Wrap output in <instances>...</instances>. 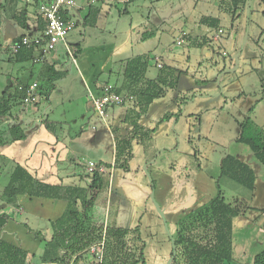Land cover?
I'll list each match as a JSON object with an SVG mask.
<instances>
[{"label": "rangeland", "instance_id": "obj_1", "mask_svg": "<svg viewBox=\"0 0 264 264\" xmlns=\"http://www.w3.org/2000/svg\"><path fill=\"white\" fill-rule=\"evenodd\" d=\"M192 1L194 0H187L186 6L179 9H177L178 5L174 4L176 0H130L127 3L119 0H102L93 3L102 8L101 12L103 15L98 26H83L81 22L68 34V44L79 42L81 52L77 56L70 53L68 55L64 45L58 43L55 50L48 55L50 58L47 57L48 59L60 62L59 68L68 70L70 75L75 77V81L72 80L75 85L74 97L64 100V95L60 89L61 86L57 88H55V86L52 87L47 79L41 78L39 80L40 84L38 85L41 88V93L38 94V102L34 104L23 102V104H19L15 107L16 112L20 115V119L26 121L30 128L33 123L32 129H34L39 122H43L45 127L51 126L58 131L61 130V124L63 126L67 124L70 126L71 133L74 134L79 130V127L84 125L88 126L89 117H80V115L83 114L82 111H84L86 115L91 116L92 122L97 123V127H102L100 124L102 122L98 119V116L93 113L91 109V112L88 110L89 104L84 92L86 90L83 84V78L87 80L90 87L97 81L99 83L109 82L115 85L124 78L122 75L123 65L120 60L128 56V54H134L139 50H147V52L150 51L152 55L151 59H149L147 69L145 70L146 79H156L162 74L170 76L172 81L176 82L179 78L183 77V79L186 78L188 81L193 82L194 85H197L198 89L195 91V94L197 93L202 96V92H206L209 88L213 90L209 91V94L219 92V94H216L213 98L217 99V103H223L222 106L225 104L223 112H219L218 116L216 115L210 119L209 115H207V117L204 118L196 117L199 118L197 121L195 119L191 121V124L194 123V126L191 125V134L194 135L195 140L201 136L198 133L199 131L196 130L199 127H202L203 131L207 133V137H202L203 141H200L199 145L206 148L202 156L204 157L203 164H206L205 168L209 170V173L213 174L215 178L218 177L221 157L226 154L235 156L242 155L247 157L250 163H253L249 148L235 140L238 131L236 120L242 119L247 115L249 105L259 98L260 101L250 112L249 127L246 129V132L251 133L252 127L264 123V99H260L263 94L261 78L264 77V11H262L264 10V4L262 10L259 12L255 0H251L249 14L247 15L248 0L246 1L245 23L250 31V40L254 39V43L251 45L249 40L247 45H244L239 55L238 68L233 72L225 73L218 83L217 78L220 71L230 67L229 63L231 58L235 61L236 53L232 55L231 51H233V47L231 44L227 45L225 39L228 37V31L231 29V15L227 11L228 7L226 1H224L223 4L218 2V7H216V9H220V12L225 15V18H222L220 21V24L225 30L224 35H222L224 37H220L218 40L212 39L211 36H209V38H198L190 31L192 27L191 23H193L194 28L197 30L199 29L198 27L202 29L204 24L200 22L199 14L197 12L195 13L192 7ZM16 3L19 7L30 5L26 4L25 0H19ZM76 4V7L82 5V0H76ZM125 8H127V11H124ZM11 9L9 11L8 9L7 11L3 9L1 11V17L8 18L7 13L12 15L14 10ZM103 9H105V12ZM80 10L82 14H84L87 8L86 11ZM164 12L166 13L167 20L164 23L165 25H162L159 29L161 33L159 39H157L158 41L148 38L144 43L143 41L140 42L143 44L139 50L132 47L129 50H124L123 53H114V45L119 46L123 44L124 41L128 40L130 36L128 30L131 26L133 27L137 24H141L146 21L147 18H150L151 21L156 24V18L163 17L162 13ZM2 18H0V26L6 20ZM235 18L236 16L234 19ZM238 18H244V9L239 11ZM8 19L11 20L10 17ZM12 21L15 22V30L17 32L25 31L24 29L22 30L21 27H18V23L15 19L11 20V23H13ZM180 30L186 31L188 37L183 44L176 43ZM79 31L81 33H79ZM199 31H197L196 34H198ZM254 31L256 35H253ZM7 44H9V41H4L0 33V45L4 47ZM240 46L237 51L240 49ZM70 51H72L71 48ZM253 52H255L254 54L256 55L258 54V58L261 59V61L257 62L254 57L252 58L250 54ZM154 55L162 56L164 61L160 60L163 62V67H157V60L153 57ZM9 56L10 52L5 50L0 51V94L3 92L6 85L9 86V91L13 89L17 78H22L23 80L27 79L31 67L38 69L41 64H43H31L32 61L14 62L9 60ZM125 59H123V61ZM110 69H112V72H110ZM189 72L193 77L187 74ZM80 74H83V78ZM204 77H207V79L204 81L201 80ZM220 87L222 88L221 91ZM52 90V98L48 101ZM170 96L174 98L177 97V94L174 93ZM121 107L125 108V112L128 111L131 117L133 111L131 110L132 104L130 103L113 107V116L115 117L116 114H119L122 109ZM158 108L160 109V107ZM171 108L172 107H170L169 110ZM111 111L112 109H110V112ZM179 111L185 112L182 104L180 105ZM179 111L173 115L176 123L173 131H177L182 146L184 137L179 128L183 120ZM161 114L162 113L159 115L162 118L164 114ZM161 118L155 123V127L161 123ZM38 120L40 121L38 122ZM29 121H32V123L30 124ZM130 133L131 131H129L127 135L120 134L119 137L120 139L127 138ZM197 134L199 135L197 136ZM143 141H145V144L149 147L154 144L153 137L148 140L144 139ZM24 150H26V148ZM78 154V160L82 163H87L90 158L95 161H100L103 158L108 159V157H110V153L106 151L105 146L102 144H100L99 147L98 145L95 147L89 144L87 148L79 149ZM166 154V149L160 150L158 148L154 152L152 160L156 167L169 172V164L172 160L166 158L164 163H160V159H163ZM177 154L179 155L178 152ZM180 157L181 156H178L179 159ZM78 167L80 169L81 166L78 165ZM256 169L260 171L259 168L256 167ZM25 170L30 173L28 169ZM135 173L142 175V171H140L139 167H137ZM9 177V171L3 167L0 168V194L7 184ZM259 178L264 180V171L259 173ZM219 186L223 190L226 201H233L237 197H250V192L246 188L228 177H221ZM147 191H150V188L147 189ZM208 192L210 196L216 193L215 183L210 184ZM89 196H91V193H89ZM4 199L5 198L0 196V213L5 212L9 215V219L1 230V236L26 250L28 254L26 264L29 262H32V264H47L39 261V255L44 246V240L42 241V239L48 237L47 232L49 230L53 231L52 228L50 227L48 230L43 228L42 226H45V223L41 220H38V224H34V219H31L32 214L29 215L27 211L22 213L21 209H17L18 206H7V201L4 202ZM97 200H101L103 206L101 207L102 214L103 208L106 206V220L109 216V221L111 222L115 216L114 205L117 204V202L111 198L106 202V197L103 196V193L102 197L101 193L98 194ZM252 204L257 208L249 210L251 212L246 213V216L252 218L253 222L249 223V225L244 223L238 225L233 232L234 254L240 264H249L254 253L264 248V191H259V197H253ZM149 206L150 211H152V221L151 219H147L145 214L141 216L140 229L138 231L140 238H137L136 234L131 235L127 241L129 245L132 246L128 247L131 250L136 247L135 254L137 255L142 252L144 263L140 262V264H165L170 256L172 243L164 224L162 225L160 221L161 217L152 201ZM255 215L256 217H254ZM167 219L170 221L169 223H171L170 227L172 232H174L177 218L169 217ZM102 224L104 225V223ZM36 229H40L42 233H37V236H35L34 233ZM86 252L89 251L86 250L84 253ZM173 264H186L185 257L178 253L177 259Z\"/></svg>", "mask_w": 264, "mask_h": 264}, {"label": "crops", "instance_id": "obj_2", "mask_svg": "<svg viewBox=\"0 0 264 264\" xmlns=\"http://www.w3.org/2000/svg\"><path fill=\"white\" fill-rule=\"evenodd\" d=\"M186 2L187 0H176L174 4L178 5L177 9H179L183 6H186ZM192 2H193L192 7L195 10V13L197 12L199 14V19L203 16L217 17L219 21H221L222 18H225V15L220 12V9L218 10L216 9V7H218L219 0H194ZM5 3L6 0H0V6L5 5ZM32 3L33 0H26V4H30L27 5V9L29 11L30 9L32 10ZM255 3L257 10H259L260 12L263 8L264 0H255ZM94 6L96 5L94 4L93 6L86 5V0L85 2L84 0H82V5H79L76 8H66L64 12L65 18L69 19L74 24L73 28H75L81 22L83 26H85L84 17L88 12L89 7H94ZM16 8L20 9L22 8V6L19 7L18 4H16ZM80 9L85 10L86 12L82 14V11ZM101 9L102 8L100 7V12L95 23L96 26H98V23L102 19L103 13L101 12ZM103 10L105 12V9ZM124 11H127V8H125ZM36 14L31 13V11L27 13V18L25 21L26 27L24 28L25 31L22 32H17L15 30L16 27L15 22L12 21L13 23H11V20L13 19L10 20L8 18H2L0 16V18L6 19L4 23L1 24L0 26V33L3 36V40L10 42L15 36L19 34L35 35L41 32L40 30L37 29L38 24L36 21L37 18ZM162 16L163 17H160L161 19L158 17L156 18V24L153 23L150 18H147V20L144 21L143 23L137 24L136 26L133 27L131 26L130 29L128 30V32L130 33L128 40L124 41V43L119 46L114 45V53L115 54L123 53L124 50H129L132 47L139 50L141 45L145 41H147L146 39L148 38L155 40L159 39L161 33L159 29L162 25H165L164 23L167 20V16L165 12L162 13ZM199 19H198V23H199ZM15 20L17 22V18H15ZM231 21H232L231 24L232 27L228 31L229 32V34L227 35L228 37L225 36L227 37L225 39L227 45L231 44V46L233 47L232 49L233 51L231 52L232 55H235L246 32H247V39L244 45H247V43L250 40V31L247 28V24L245 23V7H244V18L239 19L237 12L236 18L235 19L231 18ZM191 25H192V27L190 28V31H192L191 33H193L194 36L198 38L199 37L209 38V36H211L212 39L218 40L220 37H224L222 35H224L225 30L220 23L215 28L206 25H203L202 29H200L201 27H198L200 31L199 29L197 30L194 28L193 23H191ZM18 27H20L19 24ZM218 29H222V32L219 33ZM182 31L180 30L178 32V35H180ZM197 31H199L198 34H196ZM144 32H151L152 34L150 37L143 40L142 34ZM79 33L81 32L79 31ZM253 35H256L255 31ZM67 41H68V35H67ZM141 41H143V43H140ZM76 43L79 42L69 43V45L71 46L72 44H76ZM253 43H254V39H251L250 44L253 45ZM148 53L151 54L150 51L147 52V50L146 51L139 50L134 54L131 55L128 54V56L123 57L120 61L122 62L123 59L125 58L129 59L137 55H145ZM254 53L255 52L250 54L252 58L254 57L255 61L257 62L261 61V59L258 58V54L256 55ZM48 55L49 54H47V56L43 61L38 62L39 64L43 63L41 64V66L45 64L46 65L51 64L53 62H58L57 60L48 59L50 58V56L48 57ZM153 57H155V59H157V61L161 62L163 65V62L161 60L164 61V59L162 58V56L154 55ZM233 64H234V59L231 58L229 66L231 67ZM33 70L36 72L37 69H35L34 67L32 69L30 68L29 74L30 71ZM110 72H112V69H110ZM187 74L189 76H192L190 72ZM82 75L81 77L83 78ZM169 78L170 76L167 75L164 78L167 83H170ZM206 79L207 77H204L201 80L204 81ZM21 80L23 79L21 78ZM33 80H38V79H36V76H34L33 78L30 79L27 77V79H24L23 81H27V83H31ZM72 80L75 81V77L70 75V73L68 72V74L65 77L55 81V88L61 86L60 89L64 95V100L72 99L75 95V91H74L75 85ZM150 80H155V79H150ZM121 81L117 82V84H115L114 86L119 87L121 85ZM142 82L145 83V81ZM142 82H139L137 86L135 85L133 86L137 88L142 84ZM104 83H109V82L99 83L97 81L93 83L92 87H90L87 83V80L83 78V84L85 85V90L89 88L94 94H98L100 92V87ZM170 85L164 86L165 95L158 99H155L149 105L147 113L145 114L146 116L145 115L141 116L139 118L140 120H138V123L142 125L145 130L153 129L155 127V123L161 118L159 115L160 113L162 114H165L166 112L176 113L180 110V105L182 104L184 106V111H185V112L179 111L183 120L179 128L181 129L180 132L183 134L184 137L182 141V146H181L180 137L179 135H177V131H173V128L175 127L176 123H175V119L171 117L169 120L159 123L156 129L153 131L152 133V137L154 140L153 146L151 147L147 146L145 149L144 146L137 139L134 138L132 140L131 142L132 157L129 160V168L127 171L124 170L123 168L114 167L113 164L115 157V138L119 137L120 134L127 135L128 132L133 129V126L131 125L130 122L131 117L128 111L125 112V108L121 107L122 109L119 112V114H116L114 117L113 116L114 108L112 107V111L110 112V119L108 123L110 127L105 126L103 123H100L102 127H97V123L91 121V116L86 115L85 112L82 111L83 114L80 115L81 118H84L85 116L86 118L89 117L88 126L84 125L79 127V130L74 134L71 133L70 126H68L67 124H65L64 126L61 124L60 125L61 130L58 131L52 128L51 126L50 127L48 126V128L45 127L43 122H39L40 120H38L39 124L36 125L34 129H32L33 127L32 121H29L30 124L32 123L31 125L32 127L30 128V126L27 125L26 121L20 119V121L24 123L23 125L25 127V131L27 132V137L23 140L14 141L10 144L0 145V168L3 167L7 169L10 175L13 172L16 164H19L23 168L28 169L34 177L38 178L40 181L44 183L62 185V186L86 187L90 183L91 178L87 174L88 173V171L86 170L87 163H82L78 160L79 149L87 148L89 144L95 147L97 145L99 147L100 144H102L103 146H105L106 151L110 153V157H108V159L103 158L100 161H95L92 158H90V160L96 163L97 168L98 167L102 168V170L100 171H102L103 176L108 179V185L107 188L106 187L103 188L96 195H94L93 203L91 204L89 210L91 222L95 223L97 226H101V224L104 223V225L102 224V230H103L102 232H104L108 224L111 227H116V228L123 227L127 230H131L135 228L137 225H140L141 216H143L144 214L146 215L147 219H151L152 221L153 216L151 214L152 211H150V206H149L151 203V198L149 196V193L153 190L156 201L159 203L160 207L164 209V214L169 229L172 233L170 227L171 223H169L170 221H168L167 218L176 217L175 213L177 211L181 209H189L199 204L200 202H204L205 200L209 199V197H211L208 192L210 189V184L215 183V176L209 173V170L205 168L206 164L205 165L203 164L204 157L202 156V154L204 151H206L205 150L206 148H203L199 145L200 141H203L202 137L203 138L207 137V133L203 131L202 127H199L196 130L199 131L198 133L201 136L195 140L194 135L191 134L192 131L191 125L194 126V123L191 124V121L192 119H195L197 121L201 117L203 118L207 117V115H209V119L211 117H215L216 115L218 116L219 112H223V107H225V104L222 106L223 103L221 102L217 103V99L213 98L214 96H216V94H209V91H213L210 90V88L207 89L206 92H202L203 94L202 96L197 93L195 94V91L198 89L197 85H194L193 82L188 81L186 78L183 79V77H181L179 78L178 81H176L174 86H170ZM6 87L7 85L4 87V90L6 89ZM131 89H133V87ZM52 92L53 90L50 92L48 101H50L52 98L51 97ZM84 92H85V96L87 97V91ZM121 93L132 94L131 91L128 90L127 88L125 89V87ZM174 93L177 94V97L173 98V96L171 97L170 95L171 94L173 95ZM87 101L89 104L88 110L90 111L91 104L88 97H87ZM158 107H160V109ZM170 107L172 108L169 110ZM13 112L15 116H20L15 109H13ZM9 122L12 121L9 120ZM93 124L96 125L95 129L92 128ZM199 134H197V136ZM25 148L26 150H24ZM158 148L160 150L166 149L167 151L166 156L163 159H160L161 160L160 163H164L166 158H170V160H172L169 164V168H170L169 172L164 171L162 168L156 167L154 165V162L153 164L149 163V161L152 160L153 158L154 152ZM177 152L179 153V155L177 154ZM195 155L197 156L198 161L200 162V169L197 172L193 169V165L191 163V159L195 157ZM178 156H181L180 159L178 158ZM238 157H240L241 159H248L247 157L242 155H238ZM192 160H194V158ZM99 162L109 163L110 165H112V167L107 168L104 166V164H99ZM144 164H147L146 168L149 173L150 180L149 177L144 172L143 169ZM171 164L174 165L171 166ZM78 165L81 166L80 169ZM137 167H139L140 171H142V175L135 173ZM191 176L194 177L192 181H190V179L192 178ZM149 188L150 191H147V189ZM99 193H101V197L103 193V196L106 197V202L110 198L117 202V204L114 205L115 216L113 217L111 222L109 221L110 220L109 216L106 220V206L105 208H103V214L101 213L102 210L101 207L103 206L101 204V200H97V196ZM4 200H5L4 202L7 201L6 202L7 206L9 207L18 206L17 209L18 208L19 210L21 209L22 213L27 211L29 215L32 214L31 219H34V224H38L40 220L44 221L45 226L42 227L46 228V230H48L50 227L52 228L51 221H54L59 216H61L68 205V200L64 198H46V197L29 196V195H15L12 196L11 198H5ZM95 204H99V205H95ZM174 211L176 212L174 213ZM249 212L251 211H247L246 213ZM246 213L234 219L233 222L234 231L236 230L238 225H241L243 223L249 225V223L253 222V219L248 218L246 216ZM254 217H256V215ZM35 231H37L38 233H42L40 229H36ZM52 233L53 231L49 230L47 232L48 237H46V239H49ZM129 238L130 236L127 238V240ZM101 240L90 244L86 249L71 256L70 263L72 264L75 257H77L76 259L77 264H101L103 257L101 259V262H99L97 256L93 252H90V247L92 246H96L97 250L100 249L98 243L101 242ZM128 246H132V245H129V242L126 241L125 249L127 250L130 249ZM104 248H105V244L103 245V250ZM86 250H88L89 252L84 253ZM42 251L40 252L39 255V261Z\"/></svg>", "mask_w": 264, "mask_h": 264}, {"label": "trees", "instance_id": "obj_3", "mask_svg": "<svg viewBox=\"0 0 264 264\" xmlns=\"http://www.w3.org/2000/svg\"><path fill=\"white\" fill-rule=\"evenodd\" d=\"M18 1L6 0L5 5L0 6V16L3 9L5 11L8 9L9 11L12 8L14 12L12 15L7 13L8 18H17L18 24L24 29L26 27L27 13L30 11L27 9V5L17 9L16 2ZM44 1L47 0H33L31 10V13H37V29L40 31L44 29L45 20L38 13V9L41 2ZM224 1L227 3V11L232 19L246 5V0H219V3L223 4ZM6 6L8 7L5 8ZM99 12L100 7H89L84 17L85 26L87 24L95 25ZM200 22L212 28L217 27L220 23L217 17L211 16L201 17ZM151 34V32H144L142 39L150 37ZM23 35L25 34H19L13 39L17 42L21 41ZM70 48L73 51H70V53L74 56L81 52L79 43L72 44ZM1 50L10 52L8 58L14 62L32 61L37 54L33 47H21L18 51L13 52L7 45L4 47L0 45ZM149 59H151V54L148 53L122 61V75L124 78L119 87L114 86L119 93L125 87L134 95V102L131 107L133 114L130 119L133 129L127 138H115L113 166L123 168L126 171L129 168V160L132 157V140L134 138L137 139L146 149L148 145L143 140L152 138V133L156 129L155 127L154 129L145 130L138 123L139 118L146 114L149 105L155 99L165 95L164 86H169L170 84H173L170 86H174L176 83L171 78H169L170 83H167L164 79L166 75L162 74L155 80L145 79V70ZM59 66V62L42 65L36 72L34 70L30 71L28 78L36 76L38 80L41 78L47 79L53 87L55 86V81L68 74V70L61 69ZM142 81H145V83ZM139 82H142V84L136 88L135 86ZM261 83L263 94L260 99H264V77L261 78ZM28 85L27 81L17 78L13 89L9 91V86H7L0 95V145L10 144L27 137L24 125L20 121V117L14 115L13 109L17 105L23 104L25 97H27L26 89ZM132 87L133 89H131ZM36 92L38 94L41 93L40 86L37 87ZM259 101L258 98V100L252 102L248 107V114L242 119L236 120L238 133L235 140L249 148L253 163H250L248 159H241L232 154L224 155L220 161L219 175L215 178L216 193L204 202H200L189 209L174 211L177 218L176 227L174 232H172L175 249L177 255L179 253L185 257L186 264H240L234 254L233 222L238 216L244 215L249 210L256 209L257 207L252 204L253 197H257L259 187L264 191V180L259 178V173L264 171V123L252 127L251 133L246 132L249 127L250 112ZM174 114L176 113L166 112L161 118V122L169 120ZM9 120L12 122H9ZM193 158L194 160H192ZM193 158L191 163L193 169L197 172L200 169V162L196 155ZM99 164H104L107 168L112 167L109 163L99 162ZM173 165L171 164V166ZM256 167L260 171H257ZM87 174L90 176L91 181L86 187L62 186L44 183L28 173L21 165L16 164L0 196L2 198H11L15 195H29L68 200L67 208L63 214L56 220L51 221L53 233L50 239H42V241L44 240V246L40 261L43 263L71 264V256L101 239H104L105 244L101 264L144 263L142 252L140 251L139 255L135 254L136 247L132 250L125 249L129 236L136 234L137 238H140L138 234L139 225L127 230L123 227H111L108 224L105 231L102 232V226H97L91 222L89 210L93 203L94 195L107 187L108 179L98 169ZM223 176L246 188L250 192V197H237L233 201H226L223 190L219 186V180ZM193 179L194 177L190 181ZM89 193H91V196H89ZM8 219V214L5 212L0 213V264H26L28 260L26 250L1 236V230L8 222ZM161 223L163 225L162 219ZM37 233L36 231L34 235L37 236ZM172 250L173 248L171 247L170 255ZM177 255L173 259L172 264L177 259ZM76 259L77 257H75L72 264H77ZM249 264H264V248L254 253Z\"/></svg>", "mask_w": 264, "mask_h": 264}, {"label": "built area", "instance_id": "obj_4", "mask_svg": "<svg viewBox=\"0 0 264 264\" xmlns=\"http://www.w3.org/2000/svg\"><path fill=\"white\" fill-rule=\"evenodd\" d=\"M98 1L102 0H86V5H92ZM119 1L127 3L130 0ZM76 6V0H47L41 2L38 13L45 20L44 29L35 35L25 34L21 37V41L18 42L12 39L7 46L10 47L13 52L18 51L21 47H33L37 54L32 59V63L43 61L47 54H50L55 50L58 43H62L67 52L70 53V45L67 42V35L69 31L73 29L74 24L69 19L65 18L64 12L66 8H76ZM218 32H222V29H218ZM187 38V33L182 31L176 40V43L183 44L186 42ZM157 67H163L162 63L157 61ZM39 84L38 80H33L29 83L26 89L27 97L24 99L25 103L34 104L35 102H38V93L36 92V89ZM86 91L87 97L90 100L92 112L95 113L101 122L107 127L109 126L110 109H112V107L123 106L126 103L132 104L134 102L133 94L119 93L111 83H104L100 87V92L98 94H94L89 88H87ZM92 128L95 129L96 125L93 124ZM95 169L102 170L101 167H96L94 161L89 160L87 162L86 170L88 173H91ZM103 240L104 239L98 243L100 246L99 250L96 249V246L90 247V251L97 256L99 262H101L103 257Z\"/></svg>", "mask_w": 264, "mask_h": 264}, {"label": "water", "instance_id": "obj_5", "mask_svg": "<svg viewBox=\"0 0 264 264\" xmlns=\"http://www.w3.org/2000/svg\"><path fill=\"white\" fill-rule=\"evenodd\" d=\"M250 3H251V0H248V5H247V15L249 14ZM246 39H247V32H246V34L244 35V38H243V40H242V44H241V46H240V49H239L238 51H236L234 64H233L231 67H229V68H227V69H224L223 71H220V74L218 75V78H217L218 83L220 82L221 77H222L225 73L233 72V71H235V70L238 68V65H239V55H240V53H241L242 48L244 47V44H245V42H246ZM221 89H222V88L220 87V91H221ZM215 94H219V92H218V93H215ZM149 163H153V160H150ZM146 166H147V164H144V165H143V169H144V172L146 173V175L149 177V180H150V176H149V173H148V171H147ZM260 190L262 191V188H261V187L258 188V194H257V197H259V191H260ZM149 196H150V198H151L152 203H154V206L156 207V209H157V211H158V213H159V215H160V217H161V219H162V221H163V224H164V226H165V228H166V231H167V233H168V235H169V238H170V240H171V243H172V248H173L172 253H171V255L169 256V258L167 259V261H166V263H165V264H171L172 261H173V259L175 258V255H176V249H175L174 238H173V235H172V233H171V231H170V229H169V226H168V223H167V220H166L165 214H164V209L161 208L160 205H159V203L156 201V199H155V197H154V191H153V190L149 193Z\"/></svg>", "mask_w": 264, "mask_h": 264}]
</instances>
